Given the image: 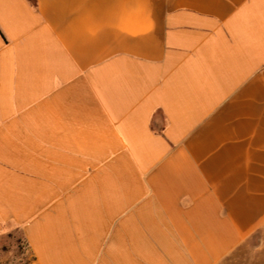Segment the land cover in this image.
<instances>
[{"label":"crops","instance_id":"1","mask_svg":"<svg viewBox=\"0 0 264 264\" xmlns=\"http://www.w3.org/2000/svg\"><path fill=\"white\" fill-rule=\"evenodd\" d=\"M262 239L264 0H0V264H264Z\"/></svg>","mask_w":264,"mask_h":264},{"label":"rangeland","instance_id":"2","mask_svg":"<svg viewBox=\"0 0 264 264\" xmlns=\"http://www.w3.org/2000/svg\"><path fill=\"white\" fill-rule=\"evenodd\" d=\"M262 240H264V239H262ZM251 244H254V243H251Z\"/></svg>","mask_w":264,"mask_h":264}]
</instances>
